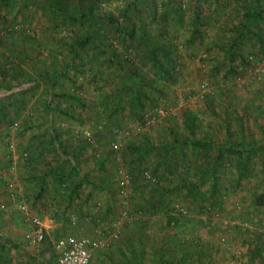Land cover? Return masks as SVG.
I'll use <instances>...</instances> for the list:
<instances>
[{"label": "rangeland", "instance_id": "rangeland-1", "mask_svg": "<svg viewBox=\"0 0 264 264\" xmlns=\"http://www.w3.org/2000/svg\"><path fill=\"white\" fill-rule=\"evenodd\" d=\"M53 3L0 5V264H56L68 236L93 264H264V0H103L90 24Z\"/></svg>", "mask_w": 264, "mask_h": 264}, {"label": "trees", "instance_id": "trees-1", "mask_svg": "<svg viewBox=\"0 0 264 264\" xmlns=\"http://www.w3.org/2000/svg\"><path fill=\"white\" fill-rule=\"evenodd\" d=\"M79 4H82V2H85V6L83 8L85 11L81 13L78 17L79 20H86L87 24H90L91 22H95V20H100V17L96 15V12L94 11L95 7L99 3H103V0H76ZM5 2V0H0V5H2ZM64 2H68V0H54V13H63L67 14L66 6ZM83 5V4H82ZM68 16H70L68 14ZM246 18L252 19L253 16L251 14H245L244 15ZM72 18V16H70ZM75 16L74 18H76ZM73 18V19H74ZM72 19V20H73ZM75 20V19H74ZM109 21H113L117 26L118 23L121 21L124 24L127 25V32L126 33L127 39L132 40L135 38V34H137V25L134 22V18L130 17L127 10L121 11V13L118 16H113L110 15L108 17ZM199 19L198 15H195L193 18V23H192V31H191V36H190V41H194L196 37L200 36V31H199ZM145 35L142 36L143 40H146L144 38ZM164 36V35H161ZM88 38H85V40H79L76 43V46L79 48H83L85 41ZM237 43H240L239 41H235L234 44H231L230 48L233 49L236 47ZM174 45L173 42L170 41V39H167L165 37V41L161 43H153L152 46L150 47L149 50V60L151 61V65L155 69V73H157V76L164 78L167 76H170V73L175 70V65H176V57L175 54L172 51V46ZM74 50V47H73ZM233 52L230 54L231 56H236L237 53L232 50ZM172 70V71H171ZM3 75H6L5 72L1 71ZM240 146L234 145L233 150L231 153L233 155L242 157L243 156V151L239 149ZM248 154H250V151H247ZM257 206H262L264 205V197L259 195L257 198H255Z\"/></svg>", "mask_w": 264, "mask_h": 264}, {"label": "built area", "instance_id": "built-area-1", "mask_svg": "<svg viewBox=\"0 0 264 264\" xmlns=\"http://www.w3.org/2000/svg\"><path fill=\"white\" fill-rule=\"evenodd\" d=\"M30 227V243L33 246L41 244L45 237L52 232L55 221L52 217L26 218ZM91 242L87 238L76 239L68 236L55 242L56 264H92L93 259L90 251Z\"/></svg>", "mask_w": 264, "mask_h": 264}, {"label": "crops", "instance_id": "crops-1", "mask_svg": "<svg viewBox=\"0 0 264 264\" xmlns=\"http://www.w3.org/2000/svg\"><path fill=\"white\" fill-rule=\"evenodd\" d=\"M50 255H48V254H44V258H46V257H49ZM52 256H53V254H52ZM94 261V260H93ZM92 261V262H93ZM93 264V263H92Z\"/></svg>", "mask_w": 264, "mask_h": 264}]
</instances>
